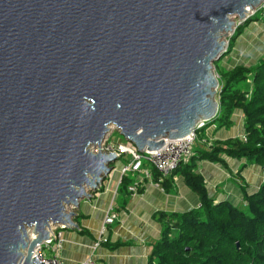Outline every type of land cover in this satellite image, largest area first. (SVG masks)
Returning a JSON list of instances; mask_svg holds the SVG:
<instances>
[{"label":"water","instance_id":"obj_1","mask_svg":"<svg viewBox=\"0 0 264 264\" xmlns=\"http://www.w3.org/2000/svg\"><path fill=\"white\" fill-rule=\"evenodd\" d=\"M263 4L0 0V264H42L51 225L76 226L118 160L91 150L111 127L157 151L216 119L221 39Z\"/></svg>","mask_w":264,"mask_h":264},{"label":"crops","instance_id":"obj_2","mask_svg":"<svg viewBox=\"0 0 264 264\" xmlns=\"http://www.w3.org/2000/svg\"><path fill=\"white\" fill-rule=\"evenodd\" d=\"M263 27L264 20L255 24L257 30ZM237 62L230 70L239 65ZM224 68L228 70L229 65ZM232 120L233 126L229 129H218L213 123L208 125L205 138L198 139L195 150L208 152L214 143L245 137L242 112L235 111ZM222 158L225 164L199 159L197 173L204 178L215 203L227 201L242 208L245 206L243 189L249 194L258 192L264 183V168L246 159ZM127 162L128 157H123L111 164L112 172L99 189L80 200L73 219L76 226L63 230L60 251L63 264H81L90 257L98 264H149L165 226L160 214L182 215L201 207L199 196L185 184L180 172L163 182L154 181V167L149 163H144V168L151 173V178L140 173L126 176L132 180L129 187L138 183L137 193H131L129 187L121 188V170ZM111 208L117 218L114 224L106 226L103 238L107 242L95 248L102 239L101 231Z\"/></svg>","mask_w":264,"mask_h":264},{"label":"trees","instance_id":"obj_3","mask_svg":"<svg viewBox=\"0 0 264 264\" xmlns=\"http://www.w3.org/2000/svg\"><path fill=\"white\" fill-rule=\"evenodd\" d=\"M262 15L264 9L239 27L236 35L264 20ZM220 74V111L213 124L218 129H229L233 126V114L241 111L245 139L214 143L208 152L195 150L189 163L175 172H180L185 184L199 196L201 207L182 215L160 214L165 226L149 264H264V183L254 194L243 189L245 206L239 208L227 201L215 203L196 170L199 159L225 164L222 156L246 159L264 168V57L254 67L222 68ZM249 83L251 86L245 88ZM206 129L207 126L197 131L198 139L205 138ZM153 173L154 181H159L155 169ZM131 182L124 177L121 188L127 189Z\"/></svg>","mask_w":264,"mask_h":264},{"label":"built area","instance_id":"obj_4","mask_svg":"<svg viewBox=\"0 0 264 264\" xmlns=\"http://www.w3.org/2000/svg\"><path fill=\"white\" fill-rule=\"evenodd\" d=\"M207 122L201 121L192 134L185 138L175 140H165V146L157 151H142L140 152L129 142L115 143L114 134L120 131L116 127H111L110 132L106 135L100 147H91V150L97 154L103 152L107 155L115 154L118 159L128 157V162L121 170L122 179L129 174H143L151 178V173L144 168V163L151 164L157 173L160 175L159 182H163L171 178L181 166L189 163L194 156L195 147L197 145V131L205 128ZM245 139V137H243ZM138 183H134L129 187L131 193H137ZM116 215L112 212V208L108 211L105 218L104 227L101 231L99 242L95 244V248L99 247L102 243H106L107 239L103 238L106 226L114 224ZM65 225H51L49 229L50 238L43 244L38 245L34 251V257L37 258L42 264H63L60 259V251L63 248V230ZM51 253V256L47 255ZM81 264H98L92 257L86 259Z\"/></svg>","mask_w":264,"mask_h":264},{"label":"rangeland","instance_id":"obj_5","mask_svg":"<svg viewBox=\"0 0 264 264\" xmlns=\"http://www.w3.org/2000/svg\"><path fill=\"white\" fill-rule=\"evenodd\" d=\"M261 9H264V4L256 9L255 11H252L247 15V17L244 20H240L238 16H233L231 18V21L235 24L233 26V31L228 33L227 36H223L221 41H226L227 45L225 47L226 52L223 54L221 59L219 61L214 62L213 64V72L219 79L220 87L218 89V93L216 96L217 101H219V95L221 93V87H222V79L220 70L225 67V65H229L228 70L231 69L232 66L236 64V62L239 64L238 66L243 65L244 63L246 67H254L256 66L259 61L264 57V27L257 30L255 28V23L251 24L241 35L237 34V31H240L239 29L241 26L244 25L247 21H249L256 13L257 11H260ZM264 15H262L263 17ZM240 27V28H239ZM260 32V33H259ZM262 32V34H261ZM229 50V52H227ZM235 55V56H233ZM231 61V62H230ZM234 62V64H232ZM231 63V64H230ZM245 88L248 89V87L251 86V84H245ZM213 123L207 122V126ZM225 131V130H223ZM231 131V130H227ZM114 142L115 143H124L126 142L124 137L121 136L119 132H116L114 134ZM67 210L73 211V208L68 207ZM33 233V230H30V234Z\"/></svg>","mask_w":264,"mask_h":264},{"label":"bare ground","instance_id":"obj_6","mask_svg":"<svg viewBox=\"0 0 264 264\" xmlns=\"http://www.w3.org/2000/svg\"><path fill=\"white\" fill-rule=\"evenodd\" d=\"M235 26V25H234Z\"/></svg>","mask_w":264,"mask_h":264}]
</instances>
